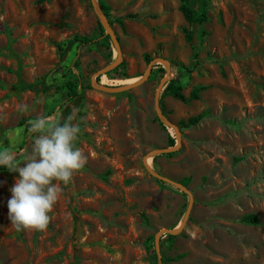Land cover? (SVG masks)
<instances>
[{"label":"rangeland","instance_id":"rangeland-1","mask_svg":"<svg viewBox=\"0 0 264 264\" xmlns=\"http://www.w3.org/2000/svg\"><path fill=\"white\" fill-rule=\"evenodd\" d=\"M96 2L121 50L119 67L99 83L135 82L149 64L144 56L167 60L169 69L158 63L137 87L100 91L91 79L117 51L90 0H0V150L16 152L22 164L35 136L29 121L76 110L75 147L87 157L67 186L57 182L43 231L11 226L7 204L19 173L0 168V264H264V0H188L205 9L202 24L185 21L179 0ZM76 34L94 42L77 45ZM174 78L186 98L203 86L199 98L164 95ZM68 79L79 85L72 100ZM163 79L159 107L178 127L179 146L147 163L178 183L188 179L181 184L193 204L178 234L161 235L159 262L155 234L178 227L189 202L144 166L150 151L177 143L155 109ZM202 112L196 125H180ZM245 214L259 223H243Z\"/></svg>","mask_w":264,"mask_h":264},{"label":"clouds","instance_id":"clouds-1","mask_svg":"<svg viewBox=\"0 0 264 264\" xmlns=\"http://www.w3.org/2000/svg\"><path fill=\"white\" fill-rule=\"evenodd\" d=\"M17 110L25 112L27 105L20 104ZM76 114L73 110L61 120L43 115L30 120L29 132L35 136L30 152L24 150L22 164L17 162L16 152L0 150V167L19 173L7 204L16 231L46 229L61 192L57 182L67 186L87 163V157L75 147L80 134Z\"/></svg>","mask_w":264,"mask_h":264},{"label":"water","instance_id":"water-1","mask_svg":"<svg viewBox=\"0 0 264 264\" xmlns=\"http://www.w3.org/2000/svg\"><path fill=\"white\" fill-rule=\"evenodd\" d=\"M91 4L93 6L94 12L97 16L98 19V23L99 25L103 28L104 32L106 35H108L110 37V39L112 40V43L117 51V57L116 59L110 63L109 65L103 67L102 69H100L99 71H97L94 76L92 77L91 81H92V85L93 87H95L96 89L100 90V91H105L108 93H118V92H123L126 90H129L131 88L137 87L139 85H141L142 83H144L150 76L151 71H152V67L155 64L158 63H162L165 65V68L169 69L168 67V61L162 58H157V59H153L149 62L144 74L142 75L141 78L137 79L135 82L133 83H129V84H122V85H104L98 82L97 77L99 75L105 74L108 71H111L112 69H114L115 67H117L120 62H121V50L119 48V41H118V37L115 34V32L113 31V29L111 28V25L109 23V20L105 17L104 13L102 12L100 6L98 5V3L96 2V0H90ZM165 84V79L162 80V82L160 83V85L158 86L156 92H155V109L159 118V121L167 127H171L175 130L176 133V138H177V143L175 146L173 147H169V148H160V149H155L150 151L146 157H144V166L146 168V170L149 172V174L161 181L167 182L171 185H174L175 187H177L178 189H180L182 192L186 193L189 196V202H188V206L185 212V215L183 217V219L181 220V223L178 227L174 228V229H168V228H163L159 231L156 232L155 234V250H156V254L158 257V260L160 262V254H159V239L161 237L162 234H169V235H176L178 234L182 228L184 227L185 221L187 220L188 214L190 212L191 206L193 204V197L192 195L188 192V190L186 189L185 186H183L181 183H178L176 181H173L169 178H166L162 175H160L159 173L155 172L147 163V159L148 158H152L155 155L158 154H163V153H167V152H171V151H175L178 149L179 146V135H180V131L178 129V127L174 124H172L162 113L160 107H159V96H160V90L161 88L164 86Z\"/></svg>","mask_w":264,"mask_h":264},{"label":"trees","instance_id":"trees-1","mask_svg":"<svg viewBox=\"0 0 264 264\" xmlns=\"http://www.w3.org/2000/svg\"><path fill=\"white\" fill-rule=\"evenodd\" d=\"M179 1H180V4H179L178 9L182 13L185 21L188 24H193V23L202 24L205 21H207L208 18H207L206 11L204 8L192 9V8H190V6L188 4V0H179ZM201 4H203L205 6L206 3L204 2V0H201ZM110 24H111V22H110ZM99 27H100L101 32L103 33L104 32L103 28L100 25H99ZM185 38L187 41L190 40V33L188 32V30H185ZM73 39L77 43V45H88V44H92L94 42V39L91 36H86V35L82 36V35L76 34V35H74ZM105 39L109 40L110 37L108 35H106ZM144 59L146 62H150V59L148 58V56H144ZM75 65H77V61H75ZM176 82H177V80L175 78L172 79L164 88L163 94L164 95H171L174 98H176L182 102H187L188 100H192V99H198L199 98V91L204 89L203 86L196 87L190 92L189 97L186 98L181 93L180 85H177ZM65 87L67 89V99L68 100H72L78 96L79 85H78L77 80L68 79L65 82ZM206 114H207V112H202V113H199L197 115L189 117L186 121L181 120L180 125L182 127H189V126L196 125L201 119H203L206 116ZM21 124H23V122ZM168 143L171 146L174 145V138L168 137ZM0 168H3V167H0ZM181 183L186 185L188 183V179H183L181 181ZM240 220L247 225H253V224L259 223V219L255 214H245L240 218ZM168 237H172V235H168Z\"/></svg>","mask_w":264,"mask_h":264}]
</instances>
